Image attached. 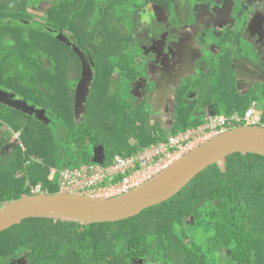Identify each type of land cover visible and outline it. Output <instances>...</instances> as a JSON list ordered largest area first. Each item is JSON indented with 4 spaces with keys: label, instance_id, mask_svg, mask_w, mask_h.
Instances as JSON below:
<instances>
[{
    "label": "trees",
    "instance_id": "trees-1",
    "mask_svg": "<svg viewBox=\"0 0 264 264\" xmlns=\"http://www.w3.org/2000/svg\"><path fill=\"white\" fill-rule=\"evenodd\" d=\"M38 1L49 5L46 17H40L44 25L28 11V4ZM221 1L0 2V83L35 107L34 113H28L0 105V127L8 128V140L0 139V209L30 197L32 187L41 186L49 195L60 193L58 173L66 168L107 165L117 155L127 157L165 141L164 127L151 121L144 104L128 102L131 83L146 74L145 58L133 39L142 11L160 4L175 19L180 11L203 3L217 6ZM64 33L72 36L75 45L62 40ZM234 44H239L238 37ZM222 50L227 51L226 46ZM82 58L93 76L84 123H75L78 85L87 70ZM116 70L121 72L119 79H114ZM214 71L201 70L191 84L179 89L172 134L206 121L205 114H194L197 102L185 101L191 87L200 92V99L213 104L218 115L244 116L253 102L250 97L264 105V87L250 96L239 95L231 68L225 65L219 74ZM36 111L54 118H39ZM15 134L20 135L21 146L12 147V155L3 158L9 137ZM100 147L101 159L94 156ZM35 158L41 162L32 163ZM223 161L224 168L220 163L209 167L174 198L126 220L23 221L0 233V264L21 256L25 264H264V156L237 153ZM51 167L58 170L54 178Z\"/></svg>",
    "mask_w": 264,
    "mask_h": 264
},
{
    "label": "flooded vegetation",
    "instance_id": "flooded-vegetation-1",
    "mask_svg": "<svg viewBox=\"0 0 264 264\" xmlns=\"http://www.w3.org/2000/svg\"><path fill=\"white\" fill-rule=\"evenodd\" d=\"M179 1L181 0L177 2L179 3ZM237 1L222 0L217 6L203 3L193 6L190 11L186 10L182 13L180 11V14H177L178 17L175 19L171 18L167 9L160 4H150L144 12L142 11L141 26H138L139 31L134 33L133 39L140 46L142 57L145 58L146 74L139 76L131 83L129 93L135 89V93H142V96L144 94L145 97L137 104H130L138 106L142 103L151 114L152 112L149 110L151 104L149 103L151 101L157 102L160 96L161 105L164 106L166 104L175 113L176 97L183 84H191L194 78L201 75V70L204 73L215 70L214 72L219 74L223 67L225 68V65L231 68L236 75L233 79V84L239 95H245L264 87V0H241L240 4ZM0 2L1 4L3 2L8 3L10 0H1ZM40 2L47 4L45 1L32 3ZM171 3L174 4L176 2L171 0ZM40 17L36 16L34 20L37 21V18L40 19ZM146 17L150 18L148 23L145 21ZM21 20L25 21V19ZM204 20L207 22H203ZM39 24L44 25L43 21ZM55 32L59 37V31L56 30ZM67 34L64 33L62 38L68 39ZM236 37L239 38V44H234ZM249 38L255 40L249 43L247 41ZM67 41L69 45L74 44L72 36L71 41ZM179 42L185 43V50L190 45L192 46L187 50L189 53L185 54L184 63H178L182 49L181 45L178 47ZM223 46H226L227 50L224 53L222 50ZM220 54H223L221 59L218 58ZM117 71L120 72V70H116L114 75ZM120 75L118 74L116 79H119ZM176 81L178 82L177 88L170 89L167 93V86L175 84ZM136 84L138 85L136 86ZM172 92L174 94L172 104L164 103ZM190 92L191 94L195 93V95L194 98L190 99L191 101H187L186 97L190 95ZM1 98L8 102L7 104L0 103L1 106L7 105L10 107L15 104L17 106L22 105L28 110L31 107L35 108L24 97L19 96V92L17 94L12 92L2 83H0ZM204 99H200V92L193 87L185 92V101L190 104L198 103H196L195 107L197 108L194 114H205L206 116L205 123L201 125L206 124L210 116L218 115L214 111L213 104L207 103L208 101ZM248 100H253L250 106L255 104L256 110L260 115L261 125L264 126L262 121V116H264L263 103L254 99V97H250ZM209 101L214 102V105L216 103L212 99ZM76 117L77 114L74 116V121L77 123L79 120ZM82 118L83 116L80 117L79 122H82ZM3 128L8 129L6 126H2L0 131ZM167 128L164 127L166 130ZM7 134L8 131L5 135L0 132V139L6 137L5 141H7ZM15 135H11L9 138L11 139ZM8 144L11 150L9 156H11L14 145L11 144V141ZM23 260L25 258L21 256L10 264ZM141 264L144 263L141 262Z\"/></svg>",
    "mask_w": 264,
    "mask_h": 264
},
{
    "label": "water",
    "instance_id": "water-1",
    "mask_svg": "<svg viewBox=\"0 0 264 264\" xmlns=\"http://www.w3.org/2000/svg\"><path fill=\"white\" fill-rule=\"evenodd\" d=\"M88 71L89 69L85 70V73ZM86 80L84 76L77 90V95L83 98L84 103L88 93L85 89ZM14 107L28 111L25 107ZM34 112L32 108L31 113ZM36 112L39 118L41 115L43 117L44 111ZM95 153L97 158L104 157V149L101 147L96 148ZM237 153H256L264 156V126L231 129L192 150L142 187L121 197L98 199L64 192L35 195L11 202L0 209V233L23 221L38 218L76 223H104L129 219L174 198L199 174Z\"/></svg>",
    "mask_w": 264,
    "mask_h": 264
},
{
    "label": "built area",
    "instance_id": "built-area-1",
    "mask_svg": "<svg viewBox=\"0 0 264 264\" xmlns=\"http://www.w3.org/2000/svg\"><path fill=\"white\" fill-rule=\"evenodd\" d=\"M242 126H262L255 104L248 108L244 116H210L204 125L171 135L167 141L141 148L130 156L117 155L107 165L83 164L59 171L60 193L98 199L124 196L154 179L197 147ZM57 172L51 167L50 178H54ZM30 190L31 196L46 194L41 186Z\"/></svg>",
    "mask_w": 264,
    "mask_h": 264
},
{
    "label": "rangeland",
    "instance_id": "rangeland-1",
    "mask_svg": "<svg viewBox=\"0 0 264 264\" xmlns=\"http://www.w3.org/2000/svg\"><path fill=\"white\" fill-rule=\"evenodd\" d=\"M173 1H175V2H177L178 0H173ZM238 2V4H240L242 1L241 0H238L237 1ZM48 4H44L43 2H40V3H30L29 4V6H28V9H29V11H30V13L31 14H33V15H35V16H41V17H46V15H47V13H46V11H47V8H48ZM234 13V12H233ZM159 17V16H158ZM145 21L148 23L149 21H150V18L149 17H146L145 18ZM37 22H39V23H42V21L40 20V19H38L37 18ZM203 22H207L206 20H204ZM164 26V25H163ZM67 40H69V41H71V36L70 35H68L67 34ZM140 39V38H139ZM138 39V40H139ZM65 43H67L68 41H66L65 39H62ZM255 39H248L247 41L250 43V42H253ZM70 43V42H69ZM82 60H83V66H84V68L85 69H90L89 68V66H88V64H87V61H86V58H82ZM118 74H120V72L119 71H117L116 73H115V75H114V77H115V79L117 78V75ZM92 76H93V72L92 71H88V73H86V75H85V77L87 78V80H86V87H85V89L88 91V93H89V91H90V89H91V80H92ZM75 78V77H74ZM186 79V78H185ZM180 81H181V79H180ZM0 82H1V78H0ZM10 84V83H9ZM138 84H136V86H137ZM172 85H173V87H172ZM177 86H178V82L176 81L175 82V84H171L170 86H169V88L168 89H173V88H177ZM135 91V89H133V91L131 90V92L129 93V95H128V102L129 103H135V104H137L139 101H141L142 99H144V94H143V96H142V93L141 94H138V93H135L134 92ZM194 92V91H193ZM88 93H86V96L88 97ZM157 94V93H156ZM194 95H195V93H192L191 94V92H190V95L189 96H187L186 97V99H187V101H191L190 99H192V98H194ZM78 96V95H77ZM77 96H76V100H77V105H78V107H77V120H79L80 121V117L82 116V114H83V109H84V107H83V104H84V102H83V98L81 97V96H78V98H77ZM156 96V95H155ZM167 99V101H164V103H166V102H168V104L169 105H171L172 104V100L174 101V94H173V92L172 93H170L169 95H168V97L166 98ZM159 100V101H158ZM158 100H157V102H150L149 104H151L150 105V107H149V110H151V114H150V119H151V121L154 123V122H158V123H160L162 126H164V127H168L167 128V130L169 131V127L172 125V123L174 122V118H173V113H174V111H173V109L171 108V107H167L166 106V104H164V106H162L161 104V98H160V96H159V98H158ZM18 107H23L22 105H19ZM31 111H32V107L27 111L28 113H31ZM139 114V113H138ZM43 117L44 118H52L53 117V115L51 114V113H48V112H46V111H44L43 112ZM54 118V117H53ZM49 120V119H48ZM50 121V120H49ZM48 121V122H49ZM79 121L77 122V123H79ZM84 121V119H82V122L81 123H84L83 122ZM50 123V122H49ZM76 123V122H75ZM7 131H8V129H6V128H3L0 132H1V134L2 135H5L6 133H7ZM19 135H15V136H13L11 139H10V141H11V144L12 145H14L15 147H18V146H21V143L19 142ZM131 143H135V141L134 140H131ZM12 149V148H11ZM11 154V150H10V148L9 149H7V151H4L3 153H2V157L3 158H7L9 155ZM96 155V153L94 154V156ZM34 162H41V160L40 159H34V161H32V163H34ZM220 167L221 168H224L225 167V162L224 161H222V162H220ZM31 191V190H30ZM3 207H5V205H3L1 208H3ZM193 221V218H190V219H188V223L190 224L191 222ZM188 224V225H189ZM187 229H188V226H187ZM15 264H25V260H23V261H19L18 263H15Z\"/></svg>",
    "mask_w": 264,
    "mask_h": 264
},
{
    "label": "crops",
    "instance_id": "crops-1",
    "mask_svg": "<svg viewBox=\"0 0 264 264\" xmlns=\"http://www.w3.org/2000/svg\"><path fill=\"white\" fill-rule=\"evenodd\" d=\"M181 45V47H182V49H181V56H180V59H179V61H178V63H184L183 62V59H184V57H185V54H188L189 52L187 51L188 49H190L192 46L190 45L188 48H187V50H185L184 48H185V43L184 42H179V44H178V47ZM178 76V75H177ZM176 76V77H177ZM170 86V85H169ZM169 86H167V88H166V91H167V93H168V91L170 90V89H168L169 88ZM165 91V92H166ZM0 103L1 104H7L8 102L3 98H1L0 99ZM12 107H14L15 106V104H14V106L13 105H11ZM15 108V107H14ZM19 109V108H18ZM154 123H156V122H154ZM188 129V128H187ZM186 129V130H187ZM186 130H184V131H186ZM165 131H166V140L165 141H167L168 140V138L171 136V135H176V134H172L171 132H170V128H169V131L168 130H166L165 129ZM184 131H180L179 133H181V132H184ZM178 134V133H177Z\"/></svg>",
    "mask_w": 264,
    "mask_h": 264
}]
</instances>
